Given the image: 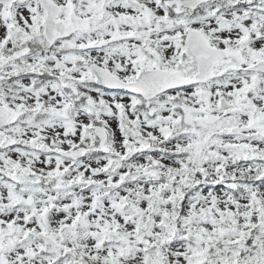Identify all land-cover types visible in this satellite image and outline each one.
Here are the masks:
<instances>
[{"label": "snow or ice", "instance_id": "6c2138e0", "mask_svg": "<svg viewBox=\"0 0 264 264\" xmlns=\"http://www.w3.org/2000/svg\"><path fill=\"white\" fill-rule=\"evenodd\" d=\"M0 264H264V0H0Z\"/></svg>", "mask_w": 264, "mask_h": 264}]
</instances>
